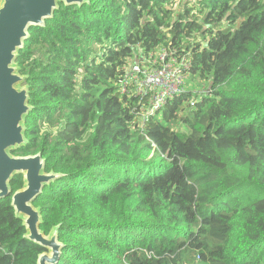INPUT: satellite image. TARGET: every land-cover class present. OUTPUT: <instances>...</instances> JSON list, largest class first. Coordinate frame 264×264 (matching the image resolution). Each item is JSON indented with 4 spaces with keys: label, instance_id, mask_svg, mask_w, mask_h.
Instances as JSON below:
<instances>
[{
    "label": "trees",
    "instance_id": "16d2710c",
    "mask_svg": "<svg viewBox=\"0 0 264 264\" xmlns=\"http://www.w3.org/2000/svg\"><path fill=\"white\" fill-rule=\"evenodd\" d=\"M29 34L16 63L33 111L12 154L63 175L34 201L41 231L59 227L56 264H264V0L60 3ZM159 48L206 88L144 124L119 83ZM26 234L0 200V264L38 263Z\"/></svg>",
    "mask_w": 264,
    "mask_h": 264
},
{
    "label": "water",
    "instance_id": "95a60500",
    "mask_svg": "<svg viewBox=\"0 0 264 264\" xmlns=\"http://www.w3.org/2000/svg\"><path fill=\"white\" fill-rule=\"evenodd\" d=\"M89 0H0V200L12 197L15 215L23 220L25 239L43 247L37 264H56L63 245L59 227L49 236L41 231L42 212L34 201L46 185L62 179V174L45 172L42 153L20 157L12 153L26 146V120L33 111L26 77L20 74L16 60L30 37L31 27L44 26L59 4L82 6ZM23 175V189L13 193L11 182Z\"/></svg>",
    "mask_w": 264,
    "mask_h": 264
},
{
    "label": "built area",
    "instance_id": "2783aa9c",
    "mask_svg": "<svg viewBox=\"0 0 264 264\" xmlns=\"http://www.w3.org/2000/svg\"><path fill=\"white\" fill-rule=\"evenodd\" d=\"M192 65L187 57L165 48L151 53L139 51L129 60L119 83V92L128 99H138L145 124L159 115L166 105L182 96L191 82Z\"/></svg>",
    "mask_w": 264,
    "mask_h": 264
},
{
    "label": "rangeland",
    "instance_id": "374dc122",
    "mask_svg": "<svg viewBox=\"0 0 264 264\" xmlns=\"http://www.w3.org/2000/svg\"><path fill=\"white\" fill-rule=\"evenodd\" d=\"M193 5H195V4H193ZM190 79L193 81V83L190 80L191 82H189L187 84L185 90L186 91L191 90V91H193L196 94L197 98H201V94H203V91H205L204 89L206 88L205 87L206 84L204 82H202V81L194 80L192 77H190ZM161 115H162V112L159 114V116L161 117Z\"/></svg>",
    "mask_w": 264,
    "mask_h": 264
},
{
    "label": "clouds",
    "instance_id": "9594fccd",
    "mask_svg": "<svg viewBox=\"0 0 264 264\" xmlns=\"http://www.w3.org/2000/svg\"><path fill=\"white\" fill-rule=\"evenodd\" d=\"M162 112H163V110H162ZM157 116L160 117L159 115H156L155 117H157ZM152 118H153V117H152ZM152 118H151V119H152ZM149 121H150V120H149Z\"/></svg>",
    "mask_w": 264,
    "mask_h": 264
}]
</instances>
